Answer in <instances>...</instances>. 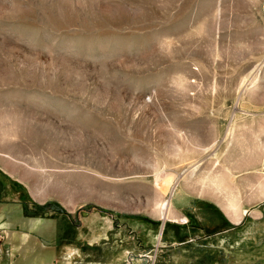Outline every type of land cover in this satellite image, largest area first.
I'll return each instance as SVG.
<instances>
[{"label": "rangeland", "instance_id": "374dc122", "mask_svg": "<svg viewBox=\"0 0 264 264\" xmlns=\"http://www.w3.org/2000/svg\"><path fill=\"white\" fill-rule=\"evenodd\" d=\"M0 247L264 264V0H0Z\"/></svg>", "mask_w": 264, "mask_h": 264}, {"label": "crops", "instance_id": "0c3cea01", "mask_svg": "<svg viewBox=\"0 0 264 264\" xmlns=\"http://www.w3.org/2000/svg\"><path fill=\"white\" fill-rule=\"evenodd\" d=\"M231 209L232 211V218L236 221L240 220L241 216L240 214H243L246 210H243L242 213L241 211L238 209L239 207L237 206V200L233 199V200H230L228 202V205H227V209ZM6 232V231H5ZM4 233V232H3ZM2 234V233H1ZM4 235V234H3ZM2 236V235H1ZM3 238V237H1ZM30 250V249H29ZM27 250V252L29 251ZM2 251V253H1ZM3 255H7L6 251H3L2 250V247H0V256H3ZM28 255V254H27ZM0 264H3V262H0Z\"/></svg>", "mask_w": 264, "mask_h": 264}, {"label": "flooded vegetation", "instance_id": "af4514ba", "mask_svg": "<svg viewBox=\"0 0 264 264\" xmlns=\"http://www.w3.org/2000/svg\"><path fill=\"white\" fill-rule=\"evenodd\" d=\"M5 214H6L7 217L4 216V219H6L7 222H9V221H14V220L16 219V216H15L16 214H14V215H13V214H11V215L9 214V215H8V212H6ZM3 234H4V235H3V237H4L3 239L8 238V235L11 236V234H12L11 238H13V237L16 236V233H15V232H14V233H13V232H12V233H8L7 230H6V232H4Z\"/></svg>", "mask_w": 264, "mask_h": 264}, {"label": "bare ground", "instance_id": "6f19581e", "mask_svg": "<svg viewBox=\"0 0 264 264\" xmlns=\"http://www.w3.org/2000/svg\"><path fill=\"white\" fill-rule=\"evenodd\" d=\"M167 203V202H166ZM165 205V204H164ZM164 214V213H163ZM164 216V215H163ZM166 218V217H165Z\"/></svg>", "mask_w": 264, "mask_h": 264}, {"label": "water", "instance_id": "95a60500", "mask_svg": "<svg viewBox=\"0 0 264 264\" xmlns=\"http://www.w3.org/2000/svg\"><path fill=\"white\" fill-rule=\"evenodd\" d=\"M131 260V259H130Z\"/></svg>", "mask_w": 264, "mask_h": 264}]
</instances>
